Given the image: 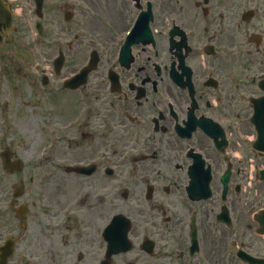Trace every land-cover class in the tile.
Wrapping results in <instances>:
<instances>
[{
  "label": "rangeland",
  "instance_id": "rangeland-1",
  "mask_svg": "<svg viewBox=\"0 0 264 264\" xmlns=\"http://www.w3.org/2000/svg\"><path fill=\"white\" fill-rule=\"evenodd\" d=\"M65 1L54 0L53 4L55 7L52 8L53 11L50 13L45 8L43 9L45 10V16L43 15L40 20L43 24V33L39 37L34 29V23L38 21V18L29 13L31 7L30 3H28L29 1L14 0L16 4L14 10L17 12L14 25L18 30L14 35V41L3 48V50H0V114L9 115L11 112H18L20 119H26L27 116L28 125L24 127L22 125L24 123L17 124L13 136L6 131H2L3 128H1L0 141L11 135L12 140L8 139L9 143L13 141L17 143L15 150L19 158L24 161L25 168L26 163H30L37 173L36 169L41 167V160L39 159H46V155H42L44 149L43 133L45 134L52 130L54 137H62V133H59L60 127L62 128L63 125H67L73 120L75 112H100L102 116L99 115L94 120L96 129L98 132H104V128L112 130V139L114 140L106 153L103 148H100V152L108 157V160L101 161V163L107 166V162L114 160L117 165L116 171L118 175L110 182H104L100 179L71 182L69 188L77 187L75 192L79 188V192L85 194L83 201L76 202V196H72L69 193V200L67 203L62 204L59 203L60 197L56 195L54 197L55 204L51 203V205H48L51 207L50 212L52 216H47L46 214L47 209L43 201L40 200L41 195L38 190L41 181L35 179V191L33 193H35L37 204L31 202V206L33 207L31 216L36 217L37 220L34 221V224L29 221L27 240L28 246L31 248L29 258L34 261L32 264H68L71 259V263L75 264H103L106 261L104 259V245L96 244V250L100 252L99 254L97 253L98 255H95V259L92 260L86 257L80 259L78 258V253L81 251L78 250V243L74 235L76 233L82 237L88 235L89 239L90 236L94 235V231L96 230V236L97 232H100L107 222H109L110 218L116 214H123L136 223L134 225L135 228L133 227L134 230L132 229L129 235V239L133 244L132 250L125 254L114 256L111 264H197V259L200 255L204 259L205 264H223V261H226L225 264H242L234 256L237 247H242L241 245H243L246 251H248L252 248V245L254 248L262 250L261 247H264V245L257 247L256 243H252L253 241H259V238L254 235L253 229L247 230L246 228V231H242L244 233L241 234L238 229L240 223H236L235 228L229 231L214 223V216L217 210L213 212L212 205L217 208L221 205L217 194L215 195V199L210 202L211 209L208 205H202V202L192 203L193 206L191 207L192 204L187 201L182 191L183 183L169 180L167 176L161 175L162 179L165 178L170 181L171 185H173L172 188L170 184L160 181L159 178H155V174H161L160 171L156 170L148 175L149 179L146 183L141 179L136 185L132 186L130 184V178L138 180V178L142 177V175L137 177L138 172H136V169H141L144 166L133 165L130 162V155L149 153L157 155L161 160H163V156H166V161L168 162L172 156L173 147L177 146L175 139L170 138V134H172L171 130H167L165 134H156L153 132V124L151 122L153 118L158 116V113L163 112L162 114H164V112H168L167 103L170 98L169 83L160 90L158 86L159 79L162 76L157 75L153 67L155 64H159L154 62L156 61V54L160 55L161 53L162 41H159L153 33V48L150 47L152 43L147 46L134 47L131 51L133 63L129 67L130 72H124L125 70L122 67H118L117 52L115 54L114 49H111L109 44L116 39L117 35L120 37L122 32L129 27L132 16L130 13L127 14L124 11L125 6L121 4L118 9L122 10L123 13L115 16L112 15L115 5L114 1L97 0L98 4L93 8L95 17H80L75 15L69 23H65L63 15L61 16L59 12L61 3ZM216 1L211 0V5ZM83 4L84 0H81V6ZM220 11L227 13V9L225 8L215 9L211 6L212 17L215 16L213 15L214 13ZM132 13L136 14L135 11ZM185 14L190 15V12L186 11ZM171 15L173 14H167L166 16ZM124 17H127V20ZM212 17L204 26L205 32H207L204 37L209 38V42L212 40V37H210L211 30L216 29L213 26L214 20ZM231 17L236 20L238 19L236 13L232 14ZM101 21L105 23L102 26L98 24ZM199 26L202 27L201 25ZM156 27L153 24L149 26L150 29H156ZM195 30L201 32L200 29ZM120 38L122 39L123 37ZM91 40H94L96 45L92 44ZM73 41H75L74 45ZM68 42H71L70 44L72 45L69 50ZM92 48H98L101 61L95 72L89 76V84L93 82L95 85H87L85 91L90 92V88L94 90L97 83H105V85H98L99 89L92 93L95 94L93 96L86 97L83 95L81 98H74V96L66 92L56 96L59 102L56 104L57 109L53 106L51 107L52 112H57L53 115L55 123L51 127L49 121L46 119V107L42 101L47 96L43 93L46 87L49 90L51 85H58L62 78L57 79L54 78L55 76L52 77L50 85L45 87L42 85V78L44 76L48 77L47 73H49V77L52 74V62L57 57L59 51L65 55V71L67 76H70L71 72L77 70V68L87 62L89 53L93 50ZM175 57L173 56V58ZM109 70L120 76L119 84L122 86V91L119 95L112 96L107 93L106 72ZM69 73L71 74L69 75ZM138 78L141 79V82H146L144 85L146 94L140 100L135 99L136 91L130 90V84L137 85ZM259 95L261 94L258 93L257 96ZM223 99L221 108L234 111L219 112L220 116H218L225 118L222 121L223 127L234 133V137L238 138L235 141V146L238 148L234 147L233 149L232 147V152L241 150L244 156H248V153L250 154V146L239 147L238 143L245 137L247 140L252 137L253 129L248 124V118L252 113L251 108L248 106L246 98L239 100L235 96L228 95ZM197 101L199 104V112L196 113L197 118L202 115L205 117L214 116L213 118H215L216 112L206 108V101L210 100L197 99ZM184 102H186L184 97L177 101V105H179V123L185 118L186 112H183L182 108ZM172 103H175L173 99ZM138 104L141 105L140 109L137 107ZM66 108L69 109V112L73 113L68 114ZM58 112H61V114L57 120ZM123 115L124 120L120 122L119 117ZM84 117L86 116L83 115L82 118ZM127 118H131L132 121L128 122ZM1 122L0 115V124ZM165 124L171 129L174 122L172 119H169ZM129 131H134V134L130 135ZM198 138L202 140L200 136H197L194 141H199ZM203 141L206 145L199 143L202 147L209 148L207 145L212 146L211 141L204 139ZM65 151L66 148L63 147L60 151V156ZM120 158L127 159V162H121ZM131 168L134 173H129ZM27 171L30 170L27 169ZM37 174L38 177L43 174V171L41 170ZM2 178H5L7 181L4 182ZM0 182L2 184L0 188H4L3 191L6 199V189L9 190V182H12V179L9 176L4 177L0 172ZM54 182L52 181L51 184ZM148 185H159L160 188L155 190L153 200L147 202L144 194L145 188ZM58 186L59 182H55L54 187L58 188ZM65 187L66 184H60L61 190H64ZM215 189L216 191L220 190L219 186ZM125 190L131 193L124 199ZM93 191H96L97 198L95 194L93 198ZM30 194H32L31 190ZM243 194L241 192L237 198L241 207L240 222H243L242 224L245 225L247 221L245 210L248 212V209L242 208ZM86 197H88L87 200ZM96 200H104L108 204H113L112 207L105 208L104 211H99L98 209V214L95 216L94 212L98 207ZM187 206L190 207V211H192V208L197 212L198 218L203 216L205 221L209 222L208 226L205 222H201L204 225L200 234L202 250L199 255L193 256L192 260L187 256V238L185 231L182 230L188 220ZM201 206L206 207V210ZM139 207L141 211L135 213L134 208ZM63 208L68 210L69 219H62ZM93 208L96 209L93 211ZM91 209L92 211L90 212ZM147 214L153 215L148 216ZM171 222L174 224V229L171 228ZM15 224L16 222H13L11 227L15 226ZM11 227L6 229V231ZM177 230L181 234L179 241L175 238ZM18 234H21L19 222ZM145 237L155 242V251L152 256H147L139 250L141 240ZM231 242H235V246H231ZM86 245V243H80L79 248L84 249ZM249 253L259 257L254 251H250ZM13 263L30 264L26 262V259L21 257H18Z\"/></svg>",
  "mask_w": 264,
  "mask_h": 264
},
{
  "label": "flooded vegetation",
  "instance_id": "flooded-vegetation-1",
  "mask_svg": "<svg viewBox=\"0 0 264 264\" xmlns=\"http://www.w3.org/2000/svg\"><path fill=\"white\" fill-rule=\"evenodd\" d=\"M182 2L190 3V4H195L197 7V10L199 14H203V9H207V21L211 20V17L209 16V13H211V0H202V3H200V0H181ZM203 1H207L206 4H204ZM248 2L250 6V12L251 16L249 20L244 23L243 27L240 25L239 27V32L238 34L243 38V46H241V51H240V64L237 66V68L242 69L237 70L236 74H238L239 79L236 82L239 87H229L228 92L230 95H233L237 98L242 97L243 95L247 96L250 98L251 96L249 95H254L255 90H254V82H255V77L251 76V78H245L244 74L247 72V69L254 68V69H262L264 72V0H244ZM241 0H235L233 3V7L227 8L224 2L220 3L218 0L212 4V7L215 9H234L239 8L241 9ZM248 11V10H247ZM212 19L214 20L213 26L219 27V29H214L212 40L210 41L211 44L215 45L216 48L221 49L225 48L226 46L229 47L232 43V38L228 39L224 35L219 34L220 26L223 20L225 19L226 13H220L216 12L214 13ZM238 15L241 16V12H238ZM215 38V39H214ZM220 52V51H218ZM243 54H247L244 56ZM206 57V56H205ZM198 60V57H192L187 59V63L190 65L191 63L195 62ZM209 64L211 65L210 61H208ZM192 68V66H190ZM206 67V62L202 63V67H200V74L195 72L193 73L191 71L190 73V80L192 83L193 87V95L194 97L197 96L199 99H203L206 96L209 95L208 89L207 88H196V81L197 77L200 76V78H208L207 76V71H205ZM193 69V68H192ZM234 72V71H232ZM179 75V74H177ZM138 82V80H137ZM209 84V82L206 83V85ZM89 85H95L93 82H91ZM233 85V84H231ZM242 86V87H241ZM253 88V89H252ZM99 87L96 85L94 87V90L90 88V92L83 93L86 97L90 96L91 93L97 91ZM224 89V88H223ZM81 96V93H78ZM172 99L174 100L175 104L177 105V96L176 95H171ZM179 105H177L178 107ZM97 116H102V113L96 112ZM162 114V113H161ZM163 115V114H162ZM159 113H158V119L159 118ZM131 121V120H130ZM165 118H161L160 121V126L164 124ZM163 127V126H162ZM90 130L94 129L93 125L89 126ZM154 133H157V130H154ZM113 136V133L110 130H105V132H95V131H81V135L79 139L81 140L80 143H86L87 148H95V147H100L105 150V153L109 150V146L111 144V138ZM178 146L173 147L172 151V156L170 157L169 161L163 162V161H157V166H161L164 171L168 173L171 179H178L181 180L182 182L187 181L188 176L190 174L189 167L183 162V160L188 159L191 160V155H193L192 151H190L188 154V150L190 147L187 145L183 146V142L177 141ZM205 147L199 148V150H203ZM89 151H87V156L90 159L98 160L99 156L97 154V151L89 155ZM183 154V155H182ZM186 154V156H185ZM208 155V156H206ZM205 156L207 158H213L216 162L220 164L221 160L219 156H211L209 155L208 152L205 153ZM210 156V157H209ZM137 157L139 159H142L143 162L140 164L144 163H149V164H154V161L151 159H154V157H151V154L146 153V154H137ZM158 160V159H156ZM225 161V167L223 170L226 169L227 163ZM47 167V171L51 170L53 168L50 167V164L47 163L45 165ZM172 166V168H171ZM55 170V169H54ZM229 174H230V179L231 185L230 189L233 192H238L240 189V185L243 179H245V175L242 171V168L238 164L231 165L229 168ZM17 177V175H15ZM30 181H32L31 178L35 179L32 174L29 175ZM28 178V179H29ZM221 194V190H220ZM264 201V197L262 194H256L251 201L250 208L251 210H255L254 212H258V206L262 204ZM4 201H0V245L2 244L3 240L5 239L4 235H9L12 236L13 233H11L12 227L10 228V232H5L6 229L9 228L12 219L16 218V213L14 212L15 206H11L10 202L11 200L7 203L2 205ZM16 205V204H15ZM231 208L234 209V204H231ZM256 212V213H257ZM28 213V211H27ZM26 213V216H27ZM231 215V212H230ZM257 220L261 222L260 217H257ZM250 225L248 226V229L251 230L253 229V233L256 237H259L260 240L264 241V237H261L259 234H264V223H262L260 226L257 222L253 220V218H250ZM76 242L78 243V250L81 251L82 249L79 248L80 243L85 244L86 242L82 243L78 239V234L76 233L74 235ZM28 238L21 243L17 249L15 248V257H21V258H29V251L31 248L28 246L27 242ZM189 246V243H188ZM86 251V258L94 259L97 253V250L94 246L90 245L89 247L84 248ZM17 251V252H16ZM191 259V258H189Z\"/></svg>",
  "mask_w": 264,
  "mask_h": 264
},
{
  "label": "water",
  "instance_id": "water-1",
  "mask_svg": "<svg viewBox=\"0 0 264 264\" xmlns=\"http://www.w3.org/2000/svg\"><path fill=\"white\" fill-rule=\"evenodd\" d=\"M10 22H11V16L8 13V11L6 10L5 5L0 1V39L2 37H4L6 40H8L9 33L11 31ZM85 72H87V70H85ZM83 81H84V79L81 82H79V84H72L70 86L71 87H74L76 85H80ZM262 106H264V100L261 101V108H262ZM261 116H262V111H259L257 113V116H255L252 121L254 122L256 119H257V121L258 120L260 121L261 120ZM259 132L260 133L261 132H264V129H262V128L259 129ZM259 145H260L259 146V149L261 151H263L264 150V136L262 137V135H261L260 140H259ZM192 189H193V186L190 187V191H192ZM197 198H199V196ZM117 222H124L125 224H127L126 221L122 219V217L117 216V217H115L113 219L111 225L107 228L109 230V232L112 230V227L115 224H117ZM127 229H128V227L126 229L123 228L121 230L122 236H120V237H123V243L124 244H125L124 236H125V232H126ZM11 248H12V244H11L10 241H8V242L5 243V246L0 250V258L2 259L0 261V264H5V262L7 261V259L10 257V255H11ZM111 249H113V253H117L119 250L121 251V249H125V248L123 246H119V248L117 246H113ZM111 253L112 252L110 251V254ZM239 256H241L242 259H245L246 261H249V259L247 258V256H245L243 254H239Z\"/></svg>",
  "mask_w": 264,
  "mask_h": 264
}]
</instances>
